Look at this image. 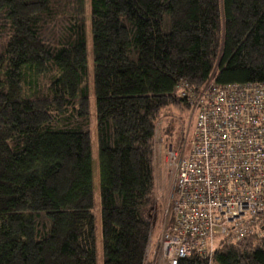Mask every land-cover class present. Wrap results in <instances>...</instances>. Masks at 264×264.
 Returning <instances> with one entry per match:
<instances>
[{"label": "trees", "instance_id": "obj_1", "mask_svg": "<svg viewBox=\"0 0 264 264\" xmlns=\"http://www.w3.org/2000/svg\"><path fill=\"white\" fill-rule=\"evenodd\" d=\"M210 77L264 89V0H0V264H97L90 117L101 264H149L156 124ZM177 264H264V219Z\"/></svg>", "mask_w": 264, "mask_h": 264}, {"label": "built area", "instance_id": "obj_2", "mask_svg": "<svg viewBox=\"0 0 264 264\" xmlns=\"http://www.w3.org/2000/svg\"><path fill=\"white\" fill-rule=\"evenodd\" d=\"M180 94L189 102L190 121L176 143L165 146L174 188L158 264L208 258L218 241L239 239L264 219L263 85H220L210 77L198 91Z\"/></svg>", "mask_w": 264, "mask_h": 264}, {"label": "rangeland", "instance_id": "obj_3", "mask_svg": "<svg viewBox=\"0 0 264 264\" xmlns=\"http://www.w3.org/2000/svg\"><path fill=\"white\" fill-rule=\"evenodd\" d=\"M86 28H87V71L89 74V86L90 78L92 73V52H91V40L90 32L88 29V14L85 13ZM89 111L92 115L94 113V96L92 89L90 90V95L88 96ZM174 112L168 113L169 115H163V117L157 122L155 136L153 140L154 145V200L147 207V215L151 222L149 242L146 249V258L149 264H158V238L162 231V227L166 221V211L170 205V199L172 196V191L174 188V169L170 166L169 160L166 155V144L171 143V137H179L182 127L181 119L178 117V112L176 109L172 108ZM172 116V117H171ZM187 118V119H186ZM185 119L187 120L183 131H186L187 123L190 121V115ZM93 125H94V118ZM91 124L90 117V131L89 140L91 141V170H92V187H93V207L95 215V256L97 258V264H101V241H100V229L99 223L100 218L98 214V168H97V145L95 140V127ZM171 126L170 128L168 126ZM163 128L167 129L164 130ZM191 128L189 130L188 139L190 138ZM166 131V132H165ZM177 139L172 141V144L176 143ZM160 263V260H159Z\"/></svg>", "mask_w": 264, "mask_h": 264}]
</instances>
